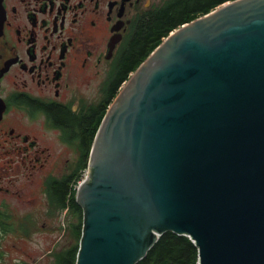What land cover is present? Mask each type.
<instances>
[{
    "label": "water",
    "instance_id": "95a60500",
    "mask_svg": "<svg viewBox=\"0 0 264 264\" xmlns=\"http://www.w3.org/2000/svg\"><path fill=\"white\" fill-rule=\"evenodd\" d=\"M74 264H136L165 232L197 264H264V0L173 29L94 133Z\"/></svg>",
    "mask_w": 264,
    "mask_h": 264
},
{
    "label": "flooded vegetation",
    "instance_id": "af4514ba",
    "mask_svg": "<svg viewBox=\"0 0 264 264\" xmlns=\"http://www.w3.org/2000/svg\"><path fill=\"white\" fill-rule=\"evenodd\" d=\"M165 1L0 0V209L76 178L119 53Z\"/></svg>",
    "mask_w": 264,
    "mask_h": 264
},
{
    "label": "trees",
    "instance_id": "16d2710c",
    "mask_svg": "<svg viewBox=\"0 0 264 264\" xmlns=\"http://www.w3.org/2000/svg\"><path fill=\"white\" fill-rule=\"evenodd\" d=\"M228 0H166L139 18L133 33L119 53L115 68V77L108 88L113 87L114 93L128 75L149 55L170 31L185 22L207 13L219 4ZM111 95L103 105L99 115H92V139L105 113ZM89 149H85V159L80 166H87ZM80 172L74 180L58 179L48 185V202L51 207L62 213L64 228L67 230L68 242L50 251V264H74L78 250L82 228V210L75 200V184ZM14 229L11 214L0 209V230L3 232ZM24 231H28L27 228ZM198 251L195 244L186 235L165 232L148 251L147 256L138 264H197Z\"/></svg>",
    "mask_w": 264,
    "mask_h": 264
},
{
    "label": "rangeland",
    "instance_id": "374dc122",
    "mask_svg": "<svg viewBox=\"0 0 264 264\" xmlns=\"http://www.w3.org/2000/svg\"><path fill=\"white\" fill-rule=\"evenodd\" d=\"M27 198V205L14 207V212L6 209L14 229L0 230V264H50V251L68 242L62 213L46 206L41 193H28ZM14 202L10 199L11 205Z\"/></svg>",
    "mask_w": 264,
    "mask_h": 264
},
{
    "label": "built area",
    "instance_id": "2783aa9c",
    "mask_svg": "<svg viewBox=\"0 0 264 264\" xmlns=\"http://www.w3.org/2000/svg\"><path fill=\"white\" fill-rule=\"evenodd\" d=\"M86 174H87V171H85V174H84V175H86ZM84 175H83V176H84ZM78 182H80V181H78Z\"/></svg>",
    "mask_w": 264,
    "mask_h": 264
}]
</instances>
